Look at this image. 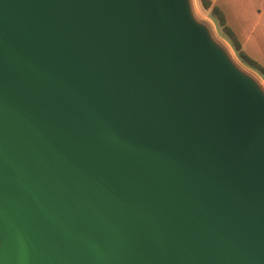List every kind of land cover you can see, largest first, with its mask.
Segmentation results:
<instances>
[{"label":"water","instance_id":"95a60500","mask_svg":"<svg viewBox=\"0 0 264 264\" xmlns=\"http://www.w3.org/2000/svg\"><path fill=\"white\" fill-rule=\"evenodd\" d=\"M195 4L0 0V264H264V82Z\"/></svg>","mask_w":264,"mask_h":264},{"label":"crops","instance_id":"0c3cea01","mask_svg":"<svg viewBox=\"0 0 264 264\" xmlns=\"http://www.w3.org/2000/svg\"><path fill=\"white\" fill-rule=\"evenodd\" d=\"M242 44L243 50L264 68V0H212Z\"/></svg>","mask_w":264,"mask_h":264},{"label":"trees","instance_id":"16d2710c","mask_svg":"<svg viewBox=\"0 0 264 264\" xmlns=\"http://www.w3.org/2000/svg\"><path fill=\"white\" fill-rule=\"evenodd\" d=\"M198 1L202 9L205 11H209L210 14L215 18L223 36L229 40L233 47V50L237 54V57L240 59V61L247 65L249 68L257 71L260 75L264 77V68L259 65L256 60L246 54V52L243 50L241 42L235 35L234 31L227 24L226 17L223 11L213 4L212 0Z\"/></svg>","mask_w":264,"mask_h":264},{"label":"rangeland","instance_id":"374dc122","mask_svg":"<svg viewBox=\"0 0 264 264\" xmlns=\"http://www.w3.org/2000/svg\"><path fill=\"white\" fill-rule=\"evenodd\" d=\"M195 6H196V10H197V12L199 13V15L201 16V17H203V18H205L207 21H209L210 23H212V25H213V27H214V29H215V32H216V34H217V36L222 40V41H224L227 45H228V47H230V49L233 51V53H234V56H236V58L238 59V60H240L238 57H237V54L235 53V51L233 50V47H232V45H231V43L229 42V40L226 38V37H224L223 36V34H222V32H221V30H220V28H219V26H218V24H217V21L215 20V18L210 14V12L209 11H205V10H203L202 9V7L200 6V3H199V1L198 0H195ZM238 38V37H237ZM241 62V61H240ZM242 63V65L244 66V67H246L248 70H250L251 72H253L255 75L257 74L260 78H261V80L264 82V77L262 76V75H260L257 71H255V70H253V69H251V68H249L247 65H245L243 62H241Z\"/></svg>","mask_w":264,"mask_h":264},{"label":"bare ground","instance_id":"6f19581e","mask_svg":"<svg viewBox=\"0 0 264 264\" xmlns=\"http://www.w3.org/2000/svg\"><path fill=\"white\" fill-rule=\"evenodd\" d=\"M192 9H193V8H192V7H190V11H191V12H194Z\"/></svg>","mask_w":264,"mask_h":264}]
</instances>
